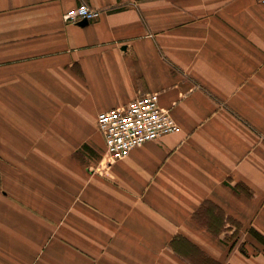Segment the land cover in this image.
<instances>
[{
	"label": "crops",
	"instance_id": "obj_1",
	"mask_svg": "<svg viewBox=\"0 0 264 264\" xmlns=\"http://www.w3.org/2000/svg\"><path fill=\"white\" fill-rule=\"evenodd\" d=\"M150 93L180 131L106 164L98 114ZM251 229L264 0H0V264H264Z\"/></svg>",
	"mask_w": 264,
	"mask_h": 264
},
{
	"label": "built area",
	"instance_id": "obj_2",
	"mask_svg": "<svg viewBox=\"0 0 264 264\" xmlns=\"http://www.w3.org/2000/svg\"><path fill=\"white\" fill-rule=\"evenodd\" d=\"M98 16V11L86 4H80L65 14L66 19L76 22L93 21ZM96 125L104 140L105 159L109 164L127 158L133 149L145 143L180 131L173 118L160 108L158 94L155 93L99 113Z\"/></svg>",
	"mask_w": 264,
	"mask_h": 264
},
{
	"label": "trees",
	"instance_id": "obj_3",
	"mask_svg": "<svg viewBox=\"0 0 264 264\" xmlns=\"http://www.w3.org/2000/svg\"><path fill=\"white\" fill-rule=\"evenodd\" d=\"M197 214L195 215V218L197 219ZM250 233L258 240V241H260L261 243H263L264 244V237L261 235V234H259L258 232H256L255 230H250Z\"/></svg>",
	"mask_w": 264,
	"mask_h": 264
},
{
	"label": "rangeland",
	"instance_id": "obj_4",
	"mask_svg": "<svg viewBox=\"0 0 264 264\" xmlns=\"http://www.w3.org/2000/svg\"><path fill=\"white\" fill-rule=\"evenodd\" d=\"M103 160V156L101 157V161ZM106 164H109L108 162H107V160H106ZM105 164V165H106ZM110 165V164H109ZM232 231H233V234H231L230 236H231V238L234 236L235 237V235H236V237L238 238V231H239V227H237L236 225H233L232 226Z\"/></svg>",
	"mask_w": 264,
	"mask_h": 264
},
{
	"label": "water",
	"instance_id": "obj_5",
	"mask_svg": "<svg viewBox=\"0 0 264 264\" xmlns=\"http://www.w3.org/2000/svg\"><path fill=\"white\" fill-rule=\"evenodd\" d=\"M85 23H87V22L84 21V22L81 23V25H84Z\"/></svg>",
	"mask_w": 264,
	"mask_h": 264
}]
</instances>
